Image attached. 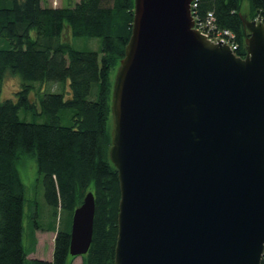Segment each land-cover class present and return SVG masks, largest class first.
I'll list each match as a JSON object with an SVG mask.
<instances>
[{"label": "water", "instance_id": "obj_1", "mask_svg": "<svg viewBox=\"0 0 264 264\" xmlns=\"http://www.w3.org/2000/svg\"><path fill=\"white\" fill-rule=\"evenodd\" d=\"M193 0H134L110 69V161L120 199L114 264H260L264 250V23L242 17L245 56L193 28ZM95 203L68 252L91 243Z\"/></svg>", "mask_w": 264, "mask_h": 264}, {"label": "trees", "instance_id": "obj_2", "mask_svg": "<svg viewBox=\"0 0 264 264\" xmlns=\"http://www.w3.org/2000/svg\"><path fill=\"white\" fill-rule=\"evenodd\" d=\"M193 1L194 19L212 12L216 26L233 32L243 58L244 1L247 20L264 23V0ZM133 11L134 0H78L60 7L42 0H0V95L8 75L20 77L21 89L14 93L15 104L0 103V264H70L71 218L87 192L93 194L95 212L81 264H114L120 192L109 158V72L124 57ZM70 37H98L100 50L75 49ZM43 83H48L44 90ZM59 83L67 85L68 98L51 91L50 85ZM24 154L35 157L54 214L58 208L66 211L57 227L41 228L55 232L50 260L28 259L22 243L24 186L17 164Z\"/></svg>", "mask_w": 264, "mask_h": 264}, {"label": "rangeland", "instance_id": "obj_3", "mask_svg": "<svg viewBox=\"0 0 264 264\" xmlns=\"http://www.w3.org/2000/svg\"><path fill=\"white\" fill-rule=\"evenodd\" d=\"M78 0H42V4L52 7H60L66 5H72ZM247 2L244 1L243 14L244 19L247 20ZM72 47L78 50H100V39L98 37H70L67 40ZM18 76V75H16ZM14 77L8 75L4 78L1 84V95H3L6 88V80ZM67 84V83H66ZM48 83H43V90L47 87ZM20 87V84H19ZM51 91L62 93L64 98L69 97V90L67 85L59 83L57 85H50ZM11 91V89H9ZM15 92L12 94L14 95ZM64 124H67V120H63ZM18 173L24 186V200L22 209V243L27 249L31 244L32 236L36 233V230L40 228H50L55 224L57 227L61 224L66 216L64 209L58 208L56 214H54V207L48 202L45 196V186L42 181V175L38 173L36 159L31 154H24L21 160L17 164ZM53 233L44 234L39 245L38 256L39 259L47 258L48 252L53 248ZM52 253H50V257ZM47 260V259H46ZM81 256H74L71 264H81Z\"/></svg>", "mask_w": 264, "mask_h": 264}, {"label": "built area", "instance_id": "obj_4", "mask_svg": "<svg viewBox=\"0 0 264 264\" xmlns=\"http://www.w3.org/2000/svg\"><path fill=\"white\" fill-rule=\"evenodd\" d=\"M193 2L194 1L191 2V7L193 5ZM193 28L211 42H215L219 40L222 44L227 45L229 49L236 56H238L236 51L239 47V44L236 41L235 35L233 34V32H231L228 29H222L216 26L212 12H207L204 19L202 20H195L193 17ZM263 255H264V250H263Z\"/></svg>", "mask_w": 264, "mask_h": 264}, {"label": "clouds", "instance_id": "obj_5", "mask_svg": "<svg viewBox=\"0 0 264 264\" xmlns=\"http://www.w3.org/2000/svg\"><path fill=\"white\" fill-rule=\"evenodd\" d=\"M20 77L14 76L6 80V88L3 95H0V103L5 100L10 101L12 104L17 102V98L12 94L13 92H19L21 89L19 87ZM11 89V91H9Z\"/></svg>", "mask_w": 264, "mask_h": 264}, {"label": "crops", "instance_id": "obj_6", "mask_svg": "<svg viewBox=\"0 0 264 264\" xmlns=\"http://www.w3.org/2000/svg\"><path fill=\"white\" fill-rule=\"evenodd\" d=\"M47 233H49V231H46V230L42 231L39 228L36 230V233L34 234L35 238H36V244L34 247H32L30 244V246L27 248L30 251L27 255L28 259L41 258V256H38L39 245L41 243V239L44 237V234H47ZM54 237H55V232L53 233V242H54ZM50 253H53V248H52L51 252L50 251L48 252L47 258H43V259L50 260L52 258V256L50 257Z\"/></svg>", "mask_w": 264, "mask_h": 264}]
</instances>
